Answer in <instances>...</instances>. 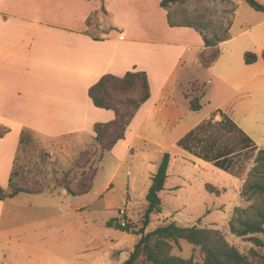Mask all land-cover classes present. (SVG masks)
I'll return each mask as SVG.
<instances>
[{"label":"crops","instance_id":"crops-1","mask_svg":"<svg viewBox=\"0 0 264 264\" xmlns=\"http://www.w3.org/2000/svg\"><path fill=\"white\" fill-rule=\"evenodd\" d=\"M128 1L134 3V6L129 5ZM156 1L0 0V127L11 130L4 138H0L2 189L9 188L23 130L33 132L52 146L59 143L77 146L92 144L95 124L112 122L115 114L94 106L89 97L90 88L106 75L123 77L133 70L147 74L151 97L137 112L125 139L105 154L92 191L84 195L91 196L90 199L83 206L68 210L66 214L92 207L115 191L124 192L127 195L126 204L133 205L137 194L130 192L129 185L127 189L122 188L118 179L123 175L130 181L134 175L135 161L145 158L152 151L157 158L154 162H148L150 173L158 171L171 149H176L179 160L191 156L196 168L203 166L207 161L202 154L195 153L193 148L190 151L180 147L179 142L216 113L215 122L222 120V112L257 148L260 147L242 127L241 123L248 124L243 121L241 113L234 112V116L227 114L221 104L216 102L221 94L220 90L209 97L207 103L212 106L211 110L206 115H199L204 108L203 97L208 96L204 93L207 86L219 85L232 92L247 91L254 82L264 86V72L261 68L256 73L242 71L239 74L238 66L234 65L231 57L221 67H216L223 58L224 44L237 38L231 31L235 19L237 21L239 17L238 11L231 21V39L221 44L219 61L206 70L197 60L204 42L201 35L194 33V29L175 27L180 36L184 37L181 41H158L153 37L151 32L157 31ZM231 1L235 7L242 2ZM126 5L135 7L138 11L143 8L147 13V23H140L139 16L138 22H131L130 16L125 13ZM151 11L153 15L150 14ZM163 11L162 22H165L167 12ZM254 12L249 14L250 18L264 19L260 17L264 13ZM122 16H126L127 25H124ZM166 30L165 36H170L172 30ZM239 31L241 34L248 33L243 28ZM190 38H194L196 42L192 43ZM251 45L253 43L245 39L234 45L229 50L230 54L236 53L237 58L241 55L244 59L245 53L251 51ZM261 47L264 48V38ZM258 62L264 64V54L258 57L255 64ZM193 87L203 93L202 109L199 112H193L190 108L188 95ZM199 138L201 136L194 140L195 143L199 142ZM236 154L234 152L229 156V171L233 165L232 157ZM171 159L170 156L168 179L160 198L163 194L193 188L195 185L192 184L204 186L202 181H197L195 172L190 173L183 163L177 174L182 184L170 186ZM207 163L216 167L213 162ZM61 190L63 196H68L65 190ZM17 197L19 195L15 198ZM14 199L0 201V228L7 204ZM146 205L145 203V208ZM55 209L60 211L59 206H55ZM121 211H126L128 215V209ZM9 218L12 219L11 215ZM23 219L29 223L27 217Z\"/></svg>","mask_w":264,"mask_h":264},{"label":"rangeland","instance_id":"rangeland-1","mask_svg":"<svg viewBox=\"0 0 264 264\" xmlns=\"http://www.w3.org/2000/svg\"><path fill=\"white\" fill-rule=\"evenodd\" d=\"M160 1H156L157 31L151 34L158 41L184 40L179 30L176 29L177 27L173 29L169 26L166 17L165 22H162L161 13L165 12L160 7ZM257 1L264 5V0ZM127 3L134 6L131 1ZM132 6H125V13L130 16V21L138 22L137 17L139 16L140 23H147V13L144 9L141 8L138 11ZM236 11L239 17L237 21L235 19L231 32L237 38L233 42L224 44L223 58L216 67H221L227 58L231 57L234 65L238 66L239 74L242 71L256 73L260 68L264 72L262 62L246 66L241 55L237 58L236 53L232 55L229 51L234 45L248 39V42L253 43L249 52L258 57L264 54V48L261 47V41L264 38V19L250 18L249 14L255 12L245 2H240V5L235 7L231 0H186L185 3L175 4L169 8L173 22L194 23L208 37L222 35L232 18L235 17ZM150 14L153 15L152 11ZM125 18L126 16L122 20L125 22L124 25H127ZM131 22L129 24H132ZM259 22L262 23L259 25ZM242 28L248 30V33H239ZM165 30L167 32L172 30L170 36H165ZM194 31L196 34L197 31L195 29ZM189 40L192 43L196 42L194 38ZM219 90L221 94L216 102L221 104L223 111L227 114L234 116V112L241 113L243 121L248 124L241 123L242 127L261 148L254 146L243 152H237L232 157L233 165L229 172L207 162L200 168H196L192 162L193 157L179 160L176 149L168 151L172 158L169 172L171 177L168 182L170 186L182 184V180L177 176L181 163L187 166L190 173L194 171L197 181H202L204 186L192 184V186L195 185L193 188H183L175 193L163 194L161 198L163 213L152 217L147 231L170 223H176L181 227L196 226L200 229L219 230L230 245L236 247L242 254L247 255L252 249L263 254L264 248H257L251 238L257 237L264 243V234L237 237L230 231V222L237 217V209L250 210L252 205L261 202V199L251 197V195L244 196L242 193L249 172L254 166L257 152L264 149V86H261L259 82H254L247 91L239 92H232L219 85L207 86L204 93L208 96L203 97L204 108L199 115H206L211 110L212 106L207 102L210 95ZM33 138V143L19 151L16 170L28 183V187L43 189L44 193L21 194L8 202L5 218L0 228V264H123L140 239V236L135 233L142 227L145 196L151 189L152 177L157 172L150 173L148 166V162H154L157 158L154 151L150 152L148 157L145 155V158L135 161L134 175L130 181L123 175L118 179V184L122 188L127 189L129 185L130 192L137 194V200L132 202L133 205L126 204L127 195L124 192L115 191L100 199L92 207L66 214L68 210L83 206L91 196H63L62 190L56 189L58 188L57 180L62 179L65 173H69L74 181L80 178L82 170L77 167L76 161L86 150H91L95 154L92 157V161H96L93 167L97 166L99 155L95 152L97 146L94 142L89 145L79 144V146L63 143L52 146L36 135H33ZM206 141L213 142L220 149L235 150L234 144L238 141V137L215 126L209 133L199 138L201 145L205 146ZM195 142H191V148L195 153L203 154L205 150L201 151V146H197ZM210 186L217 189L212 191L209 189ZM55 206H59V212L56 211ZM122 209L129 211L124 220L120 214ZM245 215L250 216V213L243 214ZM24 217H27L29 223L24 221ZM126 220L133 225L131 233L115 227L117 222H126ZM109 223L113 225L108 226ZM174 253L185 259L194 257L200 260L201 258L199 249L185 242H181L180 249L175 247ZM139 264L147 263L140 261Z\"/></svg>","mask_w":264,"mask_h":264},{"label":"trees","instance_id":"trees-1","mask_svg":"<svg viewBox=\"0 0 264 264\" xmlns=\"http://www.w3.org/2000/svg\"><path fill=\"white\" fill-rule=\"evenodd\" d=\"M241 1L245 2L254 11L264 13V5L260 4L257 0ZM185 2L186 0H162L160 7L167 12V20L170 27H190L201 35L204 46L199 52L197 60L204 69L208 70L219 61L221 57V44L231 39V23L222 35L208 37L194 23L182 24L173 22L169 8L172 5ZM257 60L258 57L254 53L247 52L244 55L246 65H253ZM201 91L193 87L190 95H188V98H190V108L193 112H199L202 109L201 99L203 93ZM89 97L95 107L114 112L115 119L112 122L97 123L94 126V143L97 146L95 152L99 153L97 158L98 165L93 167L96 161H92V157L95 154L91 150H86L81 153L76 161L77 167L82 170L80 178L74 181L71 179L69 173H65L62 179L57 180V187L74 197L84 196L92 191L95 177L105 154L111 152L120 141L125 139L126 132L137 112L149 101L151 91L148 76L145 72L137 70L129 71L123 77L106 75L90 88ZM216 114L209 120L204 121L186 138L181 140L179 146L191 151V142L209 133L211 128L215 126L224 129L225 132L233 133L238 137V141L234 144L236 151H232L234 150L232 148L220 149L213 142L209 141L205 142V146L201 145L202 142L196 143L202 146L201 151L205 150L202 154L205 161L213 162L217 168L229 171L227 167L229 156L234 152H243L253 148L255 145L222 112H220L222 120L215 122ZM10 132L9 128L0 127V138H4ZM33 135V132L29 130L21 132L19 151L34 142ZM169 163L170 155L166 154L157 173L152 178V186L146 196L147 205L141 221L142 227L135 233L140 236V239L129 258L123 264H139L140 261L147 264H264V253L260 254L256 249H252L249 254H242L236 247L230 245L224 234L219 230L200 229L196 226L181 227L176 223H170L147 231L152 217L163 213V203L160 193L164 190L168 179ZM27 184L16 170L15 164L10 176L9 188L4 190L0 187V201L4 202L21 194L38 195L44 193L43 189H34L28 187ZM209 189L214 191L217 188L210 186ZM242 194L261 199V202L252 205L250 210H236V214L238 215L230 222L231 233L240 238L264 234V149H260L257 152L254 166L249 172ZM248 213H250V216H243V214ZM126 223L132 229L133 225L129 220H126ZM112 225L113 223L108 224V226ZM251 241L257 248H264V243L259 238L252 237ZM181 242L199 249L201 253L200 260H196L194 257L185 259L176 255L174 253L175 247L180 249Z\"/></svg>","mask_w":264,"mask_h":264},{"label":"water","instance_id":"water-1","mask_svg":"<svg viewBox=\"0 0 264 264\" xmlns=\"http://www.w3.org/2000/svg\"><path fill=\"white\" fill-rule=\"evenodd\" d=\"M115 227L119 230L126 232V233H131V227L128 223L119 221L115 224Z\"/></svg>","mask_w":264,"mask_h":264},{"label":"built area","instance_id":"built-area-1","mask_svg":"<svg viewBox=\"0 0 264 264\" xmlns=\"http://www.w3.org/2000/svg\"><path fill=\"white\" fill-rule=\"evenodd\" d=\"M120 214L122 215V217H124L126 215V212L125 211H121Z\"/></svg>","mask_w":264,"mask_h":264}]
</instances>
